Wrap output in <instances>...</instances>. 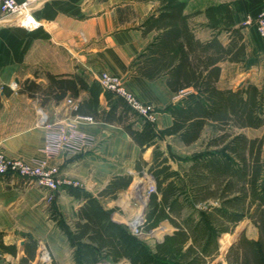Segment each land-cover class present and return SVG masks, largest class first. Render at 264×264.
Here are the masks:
<instances>
[{
  "label": "crops",
  "instance_id": "1",
  "mask_svg": "<svg viewBox=\"0 0 264 264\" xmlns=\"http://www.w3.org/2000/svg\"><path fill=\"white\" fill-rule=\"evenodd\" d=\"M182 1L187 3L184 13L189 15L187 27L195 41L207 44L217 37L224 48L232 42L231 32L210 26L206 12L210 6L228 4L232 28H241L246 54L239 60L226 59L215 64L220 70L217 89L237 90L247 83L263 89L264 78L260 77L264 74V36L259 34L254 20L264 9V0H220L196 8L195 13L190 12L187 0ZM33 6L34 17L42 22L35 30L16 24L15 16H0V152L10 159L57 167L59 178L79 185L63 186L49 202L53 194L49 189L18 176L0 177V264H39L45 258L40 254L45 253L52 255L50 264H78V247L72 245L56 218L74 232L75 224L81 221V209L93 198L106 211H114L112 217L120 223L116 217L121 212L118 202H125L134 178L142 177L140 164L147 171L142 161L152 163L157 148L172 169L182 171L195 155L207 150L208 141L218 132L207 124L193 144L184 143L179 135L163 134L174 123L170 107L192 106L201 95L195 90H173L169 71L150 76L147 59L141 57L163 33L145 27L146 22L160 17V0H35ZM103 74L117 76L138 101L155 108L157 120L151 125L158 137L154 146L137 144L127 130L131 126L141 132L146 124L141 116L131 115L124 123L105 122L102 113L110 104L104 96L96 112L86 110L91 94L80 88L79 79L90 85L99 82ZM67 80L76 82L78 98L72 97L70 91L61 97L64 90L58 83ZM68 98L78 104L79 113L70 108ZM90 116L95 119L84 118ZM70 123L75 126L68 128ZM62 129L67 138L60 140ZM209 129L213 135L206 138ZM260 129L264 126L256 130ZM256 130L248 128L242 132L248 138L264 136L249 135ZM199 142H204V150L192 151ZM173 145L189 151H177L179 157L186 155L180 160L183 166H178L177 158L171 155ZM118 177H132V182L127 188L106 193ZM163 224L171 228L172 234L174 227L168 222ZM242 224H246L245 228L231 244L246 235L248 225L256 228L251 221ZM236 230L222 235L219 243ZM258 236V229L256 238L246 235L253 240ZM227 249L221 248L219 260L224 259ZM99 264L114 263L101 259Z\"/></svg>",
  "mask_w": 264,
  "mask_h": 264
},
{
  "label": "trees",
  "instance_id": "2",
  "mask_svg": "<svg viewBox=\"0 0 264 264\" xmlns=\"http://www.w3.org/2000/svg\"><path fill=\"white\" fill-rule=\"evenodd\" d=\"M160 1L163 6L160 17L152 18L145 27L157 28L163 33L141 57L147 59L150 76L169 71L173 90L178 93L195 90L201 95L192 106L170 107L174 123L163 134L179 135L184 143L193 144L207 124L218 132L208 141L207 150L195 155L182 171L172 169L157 148L152 163L142 161L156 187L150 194L142 229L152 232L168 222L174 231L150 247L115 221L114 211H106L93 198L81 209V221L75 224L74 232L56 218L58 225L72 245L78 247V264H99L101 259L114 264L122 261L128 264H264V136L248 138L242 132L264 126V88L247 83L237 90L222 91L215 84L220 74L216 63L239 60L246 54L241 28H232L228 4L210 6L206 11L210 26L231 32L232 42L224 48L215 37L203 44L194 40L187 27L189 15L184 13L187 3ZM79 82L80 88L91 94L90 101L85 103L86 110L96 112L101 96L109 102V109L102 113L105 122L124 123L131 115H137L127 101L104 89L99 82L90 85L84 80ZM58 86L64 90L61 97L70 91L72 97L78 98L76 82L62 81ZM76 112L79 113V108ZM127 130L143 147L154 146L158 137L147 121L141 132L132 130L131 126ZM139 172L144 175L141 164ZM131 182L132 177H118L106 193L127 188ZM245 221H251L258 229V239L242 235L227 249L224 259L219 260L220 238L233 233ZM30 257L33 259L34 254Z\"/></svg>",
  "mask_w": 264,
  "mask_h": 264
},
{
  "label": "built area",
  "instance_id": "3",
  "mask_svg": "<svg viewBox=\"0 0 264 264\" xmlns=\"http://www.w3.org/2000/svg\"><path fill=\"white\" fill-rule=\"evenodd\" d=\"M35 0H0V16H15L14 22L19 26H23L29 30H35L42 26V22L33 15V3ZM258 28L259 34L264 36V9L254 20ZM99 83L109 92H114L131 106L137 115L144 118L145 121L155 124L157 115L152 105L143 104L136 97L123 87L120 79L114 75L103 74L99 79ZM68 105L73 111L78 109V104L72 98H68ZM92 121L91 117H84ZM75 124H68V128H73ZM64 129L60 131V140L66 139ZM59 169L57 167H46L42 165H34L23 160H14L8 158L3 152H0V177L8 175L18 176L26 181L36 183L42 187L49 189L53 194L49 198V202L53 201L54 193L59 191L65 185L78 186L74 181H66L59 178ZM156 191V188L153 192ZM139 233V231L137 232ZM136 233V234H137ZM143 235V234H140Z\"/></svg>",
  "mask_w": 264,
  "mask_h": 264
},
{
  "label": "rangeland",
  "instance_id": "4",
  "mask_svg": "<svg viewBox=\"0 0 264 264\" xmlns=\"http://www.w3.org/2000/svg\"><path fill=\"white\" fill-rule=\"evenodd\" d=\"M190 5V12L195 13L196 8L198 7H204V6H210L211 4H215L220 0H187ZM223 39V38H222ZM242 76L239 78L241 80ZM264 78V74L261 75L260 79ZM121 81V80H120ZM122 86L123 82L121 81ZM127 89V88H126ZM128 90V89H127ZM137 99V98H136ZM87 121V120H86ZM90 121V120H88ZM264 134V129L251 131L249 132V135L252 137L262 136ZM213 135L212 130L209 129L206 132V138L211 137ZM188 150V149H187ZM187 150H180L177 148V145H173L170 148L171 155H175L177 158L175 161L178 162V166H183L182 163H180V160L183 161L185 159L186 155H181V157L178 156V152L180 153H186L189 152ZM204 150V142H199V144L195 147H192V151L199 152ZM145 181L147 183L146 190L142 193V195L138 196L135 194V189L133 188L134 184L138 181ZM155 181L152 178L151 175L145 172V174L140 177L136 176L132 182V184L129 186L128 193L125 194L124 199L125 202L119 201V209H121L120 214H116L117 220L122 223L128 231H131L133 234L137 235L138 238L150 247H154L155 243L158 242L162 237H164L166 234H169L172 230L171 228L166 224H162L158 229L153 230L152 232H147L142 229L145 220L147 218V208H145V205L148 204V200L150 197V194L155 190ZM128 200V201H127ZM116 213V212H115ZM119 213V212H118ZM137 222V224H136ZM246 224H241L238 226V229L234 234L225 235L221 240V248L222 250H226L228 246L231 244L230 242L234 239L235 235L245 228ZM139 231V233H137ZM137 233V234H136ZM143 234V235H140ZM246 235L250 238H256L257 237V229L253 228L251 225L247 227V233ZM40 256L45 257L43 260H40ZM39 264H50L49 257L52 259V255L49 253L40 254ZM123 264V263H120Z\"/></svg>",
  "mask_w": 264,
  "mask_h": 264
},
{
  "label": "bare ground",
  "instance_id": "5",
  "mask_svg": "<svg viewBox=\"0 0 264 264\" xmlns=\"http://www.w3.org/2000/svg\"><path fill=\"white\" fill-rule=\"evenodd\" d=\"M147 183L145 181H138L134 184L133 188L135 189V194L138 196L142 195V193L146 190ZM137 224V222H136Z\"/></svg>",
  "mask_w": 264,
  "mask_h": 264
},
{
  "label": "water",
  "instance_id": "6",
  "mask_svg": "<svg viewBox=\"0 0 264 264\" xmlns=\"http://www.w3.org/2000/svg\"><path fill=\"white\" fill-rule=\"evenodd\" d=\"M147 205H148V204L145 205V208H147Z\"/></svg>",
  "mask_w": 264,
  "mask_h": 264
}]
</instances>
